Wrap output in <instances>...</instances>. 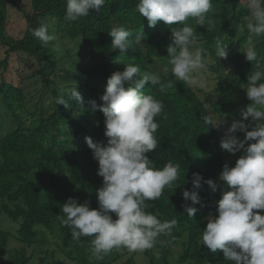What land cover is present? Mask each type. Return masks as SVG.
<instances>
[{
  "label": "trees",
  "instance_id": "trees-1",
  "mask_svg": "<svg viewBox=\"0 0 264 264\" xmlns=\"http://www.w3.org/2000/svg\"><path fill=\"white\" fill-rule=\"evenodd\" d=\"M138 3L139 0H106L100 14L90 10L88 17L69 22L65 20L66 0H0V217L5 215L18 225L14 233L0 227V256L10 241L20 244L0 264H30L34 252L28 256L27 249L47 243L48 235L55 239L56 250L65 260L75 264H113L127 255L130 256L123 264H134L135 252L123 246L114 248L102 260H90L91 238L73 240L70 228L56 219L69 198L78 203L88 201L92 209L99 207L96 191L102 187L103 178L97 175L98 162L85 137L106 143L105 118L99 111H89V101L102 105L100 97L107 79L113 72L123 71L127 64H139L142 72L158 74L164 85V91L160 85L151 84L144 89L145 94L164 105L163 113L156 117L158 148L147 154L149 159L156 168H163L168 161L180 165L174 186L166 188L158 201L147 202L155 205L150 211L161 220L176 219L178 225L170 236L160 235L155 246L143 254L150 264H172L170 254L183 241L176 264H232L224 259L222 251L213 254L202 245V230L210 217L218 215L216 202L227 190L219 176L225 164L234 166L236 160H226L219 130L208 127L201 117L207 111L219 117L242 119L241 110L250 105L244 90L256 68L246 61L244 53L249 35L246 25L254 19L247 0H212L213 11L208 14L214 24L212 30H206L207 24L197 26L194 18L184 22L196 31L197 46L204 50L207 61L208 86L194 89L173 76L167 60L170 29L182 25L160 22L149 27L147 18L137 10ZM11 9L21 15L22 29L18 33L11 31ZM41 22L50 25V34L54 27L68 41L81 43L82 50L59 57L51 44L45 45L34 37L32 30ZM118 26L131 33L130 48L124 54L111 49L112 37L108 33ZM141 32L144 37L137 44L134 38ZM217 40L227 47V59L217 57ZM253 44L258 57L264 60V36L254 37ZM21 62L34 66L27 75L23 74ZM64 67L63 76L60 70ZM30 80H38L42 93L51 90L49 113L39 102L29 108L25 82ZM169 81L175 83V88L167 87ZM74 88L82 96V104L71 98ZM60 95L66 107L55 104ZM6 122L14 125L4 130ZM194 173L219 185L212 193L203 184L199 191L203 208L182 197L184 190H192ZM185 203L199 209L194 220L187 217L182 207ZM110 214L116 219L114 213ZM65 260L53 257L52 264H66ZM46 261L47 255L38 258V264Z\"/></svg>",
  "mask_w": 264,
  "mask_h": 264
},
{
  "label": "clouds",
  "instance_id": "clouds-1",
  "mask_svg": "<svg viewBox=\"0 0 264 264\" xmlns=\"http://www.w3.org/2000/svg\"><path fill=\"white\" fill-rule=\"evenodd\" d=\"M105 3L106 0H66L65 20L75 22L88 17L90 10L100 14ZM136 7L147 18L149 27L160 22L168 26L182 25L170 29L171 43L166 51L171 72L194 89H206L204 50L197 46L196 31L184 22L194 18L197 26L207 24L206 30H212L214 24L208 18L213 11L212 0H139ZM247 9L254 19L246 25L249 35L244 53L246 61L254 63L256 68L244 90L251 103L246 110H241L242 120L233 121L220 141L223 151L231 155L242 152V155L234 167L223 166L219 181L227 190L216 202L218 215L208 219L201 239L211 253L222 251L224 259L232 264H264V215L261 214L264 212V60L258 57L253 44L254 37L264 36V0H247ZM32 33L43 44H51L57 53L62 51L59 43H52L57 38L50 34L48 23L41 22ZM108 34L112 37V50L124 54L130 48L131 33L124 26L113 27ZM142 37L143 32L137 34L135 43L140 44ZM216 55L219 59H227L229 55L220 40L216 42ZM149 84L160 85L164 91L158 74L142 72L139 64H127L123 71H115L107 79L105 92L100 97L102 105L89 101V111L93 114L99 111L105 118L106 143L85 137L98 162L97 175L103 178L102 187L96 191L99 207L92 209L88 201L78 203L69 198L56 219L70 228L73 240L91 238L90 260H102L121 246L133 252L151 249L160 235L170 236L178 225L176 219L161 220L150 211L155 205L147 203L158 201L166 188H172L180 172V165L171 161L163 168L154 167L147 155L158 148L156 117L164 109L161 101L145 94ZM167 87L175 88V83L169 81ZM70 95L83 103L75 88ZM55 104L66 107L67 102L60 95L55 98ZM202 113H206L201 118L208 127L219 129L225 125V117ZM237 132L244 133L243 140L237 138ZM191 184L192 190L183 191V200L201 208L205 206L199 195L203 184L212 193L219 187L212 179L204 180L199 173L193 174ZM182 207L187 217L194 220L199 209L187 203Z\"/></svg>",
  "mask_w": 264,
  "mask_h": 264
},
{
  "label": "rangeland",
  "instance_id": "rangeland-1",
  "mask_svg": "<svg viewBox=\"0 0 264 264\" xmlns=\"http://www.w3.org/2000/svg\"><path fill=\"white\" fill-rule=\"evenodd\" d=\"M10 17H11L10 22L12 24L11 25V31L13 33L20 32L22 29L21 24H20L21 15L18 14L16 10L11 9L10 10ZM51 34L55 35L57 38L54 42L59 43L60 46L64 45V47L61 46V49H62L61 52L57 53V51H55V53H57V55L59 57L64 56L66 53L71 55L74 52L82 50V48H83V46L79 42L68 41L66 39V37L64 38V36H62L60 30H57L54 27H51ZM2 58H3V53L0 51V59H2ZM19 64H20V67H21L24 75H27L28 73H30L34 67L30 62H27V63L21 62ZM60 72L62 73V75L65 74L66 73L65 67L62 68V70H60ZM63 82L64 83L67 82L66 85H70L69 81H67V79H65V78H63ZM25 84H28V87L26 88L25 91L27 94V100H28L29 108H32V106L35 103L39 102L44 107L45 112L49 113V111L51 110L50 109V107H51V102H50L51 90L47 89L45 91V93H42V91H41L42 87H41L40 83L38 82V80L26 81ZM217 117H219V116H217ZM222 117H225V125L218 129L221 137H223L227 128L230 127V125L233 121H241L242 120L240 117H236V118L229 117V116H222ZM13 125L14 124H12L11 122H6L5 126H4V130H8V129L12 128ZM235 135L237 136V138L239 140L244 139V136L241 134V132H237ZM250 143H252V142H250ZM222 153L224 155H226V160L229 162L237 160L240 157V155H242V152L236 153L235 155H231V154H229L223 150H222ZM229 167H234V166L229 165ZM17 226H18L17 224H14L5 215H1L0 227L2 229L9 230L12 233H14ZM184 241H185V239H184ZM55 243H56L55 239L51 238L48 235L47 243H45V244L38 243L34 246V248H28L27 249V255L28 256L31 254V252H34L33 258L31 259L30 264H38V258L42 257L44 255H47V261L45 264H52L53 257H54V259H57V260H65L62 253L59 252L58 250H56ZM181 243L178 244L176 247H174L171 254H170V260H171L172 264H176V261H177L179 255L183 251V247H182ZM19 246H20L19 243L15 242V241H10L8 248L6 249L5 253L2 256H0V260L6 261L9 258V255L12 253V251L14 249H18ZM47 251H48V253H47ZM128 256H130V255L125 256L124 258L118 260L117 262H115L113 264H123L126 261V259L128 258ZM65 261H66V264H75V263L67 261V260H65ZM134 264H150V260L148 257H146L143 254V252L136 251L134 253Z\"/></svg>",
  "mask_w": 264,
  "mask_h": 264
}]
</instances>
